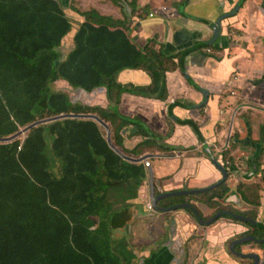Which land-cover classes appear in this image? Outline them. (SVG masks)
Instances as JSON below:
<instances>
[{"label": "trees", "instance_id": "1", "mask_svg": "<svg viewBox=\"0 0 264 264\" xmlns=\"http://www.w3.org/2000/svg\"><path fill=\"white\" fill-rule=\"evenodd\" d=\"M80 16L73 49L62 58L58 48L72 26L60 1L0 0V138L36 120L97 113L52 90L57 80L87 93L103 87L116 102L121 93L147 98L163 93L170 64L165 60L172 55L155 50L154 43L139 48L125 17L95 9ZM127 69H143L151 85L121 88L115 78ZM97 116L113 127L118 147L125 125L146 131L140 120L117 110ZM140 152L136 148L131 154ZM144 176L140 164L110 149L91 120L55 121L32 128L23 141L0 144V264H129L128 252L110 234L116 225L124 228L127 205L113 212L105 202L111 185L120 188L123 201L135 197Z\"/></svg>", "mask_w": 264, "mask_h": 264}, {"label": "crops", "instance_id": "2", "mask_svg": "<svg viewBox=\"0 0 264 264\" xmlns=\"http://www.w3.org/2000/svg\"><path fill=\"white\" fill-rule=\"evenodd\" d=\"M263 1L168 0L165 4L153 6L151 11L143 15L128 19L129 37L139 48L154 43L155 50L161 48L164 54L172 55L169 56L170 60H165L170 64L164 72V88L159 97L147 98L123 93L118 102L120 100L125 115L116 108L123 116L138 118L142 122V128H146L144 133L156 138L157 145L148 153L161 155L164 150L160 146L164 145L169 146V150H165L168 154L180 155L178 158L170 156L169 159H157L154 162L153 171L157 177L154 190L158 194L208 186L221 178V174L210 163L205 153L200 155L193 149L195 146L209 148V145L213 144L217 151L221 150L215 128L214 131H201L200 125L209 121V118L214 127L217 123L223 124L225 129L222 133L229 136L232 135L233 129H244L243 125L246 128L248 126L249 130L254 129V140L258 141L262 134L264 147V111H248L247 108L248 105H254L258 110L264 108ZM103 4L113 13L115 19H121V10L118 7L123 4L131 6L132 9L136 7L134 0H121L118 6L111 4L112 8L106 2ZM240 4L242 5L235 16L221 21L218 39L214 45L223 50L215 54L206 53V43L213 36L212 26L217 18L222 14L235 12ZM162 7L164 10H174L176 14L168 18L155 12ZM154 12L153 17H146V14ZM127 72L132 73L133 86L151 85V78L143 69H127L125 73ZM121 73L122 71L115 79L123 85L118 81L123 78ZM234 77L238 78L237 82ZM200 88L209 93L211 113L206 114L209 117L201 124L198 121L203 114L189 108L205 100ZM236 88L238 93L232 95L228 92ZM164 98L165 100L161 101ZM235 101L245 103L249 118L244 120L241 116L234 118L229 114L230 111L233 112L231 106ZM155 102L158 107L165 105L163 110L160 109L158 116L156 106L150 104ZM235 121L239 124L236 125ZM126 128H136L137 134L131 136L134 140L138 138L139 130L133 125L121 128L119 133H124ZM200 140L209 142L200 145ZM150 189L148 181L143 180L135 197L126 200L127 208L122 218L126 221L120 223L124 228L116 225L117 228L110 233L115 235L118 230H124L119 233V239L128 241L126 247L129 264L244 263L240 258L231 257L228 251V242L234 232L239 229L244 232L246 229L242 223L236 226L232 224L231 219L224 218L220 221V226L204 228L197 223L192 212L188 211L190 208L166 213L152 211L148 208ZM188 200L190 204H197L191 201V198ZM165 204L174 205L175 199L167 198ZM91 218L95 222V228L98 217ZM117 244L123 249L121 240H118Z\"/></svg>", "mask_w": 264, "mask_h": 264}, {"label": "flooded vegetation", "instance_id": "3", "mask_svg": "<svg viewBox=\"0 0 264 264\" xmlns=\"http://www.w3.org/2000/svg\"><path fill=\"white\" fill-rule=\"evenodd\" d=\"M125 24L128 29L127 23ZM214 42L210 43V41H208L206 43V53L215 54V52L217 53L223 50V48H218L216 44L214 45ZM210 48L212 50H210ZM131 86L136 87L133 85ZM129 88L130 87H128L127 89ZM121 94L119 95V99ZM203 102H200L197 105L193 104L192 106H189V108L198 111L204 110L203 115L208 114V112L205 110V105L201 108L197 107L200 104H203ZM206 104H209V101H207ZM247 108L248 111H253L257 109L254 105H248ZM87 114H96L97 116V113L95 112ZM127 118L138 119L132 117ZM129 125H125L124 127H127ZM243 127V134L248 135L246 142L240 141L239 143H236L233 138H231L230 142L224 141V143H219V145L221 146L220 151H217L213 144L209 145V148L208 146L205 148H202L201 146L200 148H198L197 146H195L193 148L194 150H197L200 155L202 153H205L210 163L221 174V178L219 180L208 186L193 187L192 189H177L168 192H160V194H158L154 190V186L156 185L155 183L157 182L156 174L153 171L154 162L157 159H169L170 156H175V158H178L180 157V155H177L176 153H173L172 155L168 154V151L165 150H169V148L164 149V153L158 156L148 153L149 151H152L153 148L156 146L157 140L155 137L148 136L144 132H139V134L137 135L138 138L133 141V147L130 150L126 147L125 136H122L120 133L119 139L121 147H118L113 144L112 133L111 143L116 149L121 152V154L125 156L126 162H129L131 164H140L145 170L144 180L146 179L148 181V184L152 187L149 192L150 202L148 204V208L150 210H155L154 208H151L153 205L151 199H157L155 202L157 212L166 213L167 211L173 212L176 209L181 210V208H190L188 209V211L192 212L191 214L197 220V223H200L201 227L204 228H211L213 226L215 227L218 225L220 226V221H222L224 218L231 219L232 224L236 226H238L239 223H242L246 228L243 234L241 236L237 235V237H232L229 239L228 251L230 253V256L242 259H251L252 264H264V260H262L260 254L258 253L260 249L264 250L263 136L261 134L260 139L256 141L254 140V129L251 128V130H249L248 126L246 128L244 125ZM258 130L259 128H257V131ZM221 135V138H224V134ZM233 136L234 135H231L229 137ZM104 138L106 141V134ZM128 138L131 139L132 136H129ZM219 142L221 141L219 140ZM206 144H208L207 141L200 142V145ZM136 148L137 151L141 152L139 154L132 155L131 152ZM133 160H139V162H135ZM150 166L152 169L150 168ZM215 185H217V187L214 188ZM180 191H187L189 192V194L180 195L178 194ZM168 193L177 194L174 196L161 198L162 195ZM167 198H174L175 204H165V199ZM189 198H191V201H195L197 204H190V201L188 200ZM160 201L161 204L159 205ZM207 211H210V213H207ZM218 214H220V217L217 220L210 222ZM196 215L197 218L195 217ZM248 245H255L257 246V248L248 249ZM251 256L254 259H252Z\"/></svg>", "mask_w": 264, "mask_h": 264}, {"label": "rangeland", "instance_id": "4", "mask_svg": "<svg viewBox=\"0 0 264 264\" xmlns=\"http://www.w3.org/2000/svg\"><path fill=\"white\" fill-rule=\"evenodd\" d=\"M58 1H60L62 6L64 7V13L68 17V19L70 20L71 26H72L70 33L67 35L66 38H64L63 42L61 43L60 47L58 48V51L60 52L62 58H65L66 55L68 54V52L73 49V41H72L73 35L76 32V30L78 29L79 25L83 22V17L80 16V13L83 12V10L95 9L102 15L114 17L113 13L106 7V5L103 4V2H106L112 8L113 7L111 5L112 3L109 2L108 0H58ZM134 2L136 3L135 4L136 7L134 9H132L131 6H126L125 4H123L122 7L121 6L118 7L121 10V12H120L121 18L125 17L126 23L129 22L128 19H131V17H138L140 15H143V14L147 13L151 8H153V6L156 7V6H159L161 4H165L168 2V0H134ZM263 5H264V3H263ZM161 9H164V8L163 7L158 8L157 10H155V12L162 14L163 11ZM147 16L148 15L146 14V17ZM164 16H166L168 18H172L169 15H164ZM128 30L130 33V29H128ZM121 74H122L121 76H123V78L122 77L119 78L118 81L123 85H120L119 83H117V81L115 79V82L121 88H128L131 85H133L132 84L133 80L131 78L132 73L127 72V74H126L125 70H123ZM51 88H52V90H54L56 92H60V93L67 95L68 99L71 101V103L74 106H80L83 110H87L89 108L96 110L95 108H97L96 112H97V115H99V116H102V112L110 113L112 111H116L117 110L116 108H118L119 112H121L125 115V113L122 110V105H120V100H119V102H116V99H114V96H113V92L110 95H108L106 93L105 88H100V89L98 88V89L94 90L93 92L87 93L86 91L81 90V89H74L71 86H69L67 83H64V82H54V83H52ZM232 90L238 93L237 88L232 89ZM100 94H102L103 96H100ZM110 97H112V98H110ZM120 98H121V96H120ZM122 98H123V96H122ZM164 100H165V98L161 101H164ZM150 104H151V106H156V108H157L156 115L157 116H158V114H160V109L163 110V108L165 106V105H159V107H158L156 102L150 103ZM231 108H233V112L230 111L229 114L232 115L234 118H236L238 116H241L244 120L247 117L249 118V112L246 110V106H245V103L243 101H241V102L235 101L233 103V105L231 106ZM205 110L208 112L209 115L211 114L209 104H205ZM212 110L213 109H211V112H212ZM256 110L257 111H264V108H261L260 110H258V108H257ZM92 111L90 110V112H92ZM166 111H168V108ZM200 112L202 114H204V110L200 111ZM208 117L209 116H207L206 114H205V116L203 115V117L200 119V121H198V123L201 124ZM45 119H48V118H45ZM211 122H212V120H211V118H209V121H205V123H203V125H200L201 131L203 129L204 130L210 129V130L214 131V128H215L216 129L215 131H217L216 136L219 135L218 139L221 141L220 143H224V141L230 142L231 138H233V140L236 143H239L240 141L246 142L248 135L243 134V132H242L243 128H241L240 130H238V129L234 130L233 129V131H232V135H234L233 137H229L226 134H224V138H221V136H222L221 134H223L222 132L225 129L223 124L219 125V123H217L216 127H214V124H211ZM105 123H107V125L109 126L111 133H112L113 127L111 129V126L108 124V122H105ZM235 123H236V125L239 124L236 121H235ZM98 127H99L102 135L105 136V134H106L105 130L99 125H98ZM135 129L126 128L124 130V133L121 132V134L123 133L125 136L126 147L129 150L132 149V147H133L134 138L132 137L130 139L128 137L131 136L132 134H137V132H135ZM26 134H24L23 136L25 137ZM23 136H21V137H23ZM21 137H20V140L23 139ZM165 141L167 142L168 140H165ZM199 142H201V140ZM207 142H209V141H207ZM48 145H50V141H48ZM150 168H151V166H150ZM52 172L53 173L55 172L57 174V172H59L58 167L55 166L53 168ZM113 183H116V182H113ZM121 195H123V193L122 194L120 193V188L111 185L110 190L107 194L108 200L105 202L107 205L106 204L105 205L108 207L112 206V208L110 207L111 211L121 209V207L126 205V203H127V201H123L124 196L121 197ZM206 198H207V196H206ZM211 228H215V227L213 226ZM121 231H124V230H118L117 233L115 235H113V237L115 238L116 242H118V240H121V246H122L124 252H127L126 246H128V241H126V239H125V241H123L122 239H119L121 237V235L119 234ZM242 234H243V231L239 229V230H236L234 232L232 237H237V235L241 236ZM249 248H257V246L248 245V249ZM258 253L260 254V257L262 258V260H264V258H263L264 250L260 249V251H258ZM240 259L244 260V263H242V264H250V263L252 264L251 259H242V258H240Z\"/></svg>", "mask_w": 264, "mask_h": 264}, {"label": "water", "instance_id": "5", "mask_svg": "<svg viewBox=\"0 0 264 264\" xmlns=\"http://www.w3.org/2000/svg\"><path fill=\"white\" fill-rule=\"evenodd\" d=\"M241 5L242 4L238 5V7L235 9V12L224 14V15H222V16L217 18L215 24H213V26H212L213 36L210 39V43L214 42V41H216L218 39V35H219V32H220L221 20L224 19V18H227V17L235 16L234 14L237 11H239ZM200 90H201V93H203V95H205V100H204L203 104H200L199 106H197L198 108H201L202 106H204L207 103V101L209 100V93L207 92V90H204V89H201V88H200ZM63 119L91 120V121L97 123V125L101 126L106 132V143H107V145L112 149L113 152H115L120 157H122V159L125 160V156L123 154H121V152L118 149H116L111 143V131H110V128L107 125V123H105L103 120H101L99 117H97L96 115H93V114H84V115H81V114H79V115L61 114V115H58V116L50 117L48 119L36 120V121L32 122L31 124L25 126L24 128L20 129L18 132L14 133L11 136L1 137L0 138V144H8V143L20 138L24 134L28 133L29 130H31L32 128H35L37 126L48 124V123H52V122L63 120ZM133 161L139 162V160H133ZM215 187H217V185H215L214 188ZM151 189H152V187H151ZM176 194L177 193L164 194V195L161 196V198L168 197V196H174ZM178 194L186 195V194H189V192L180 191ZM151 200L153 202L154 208H156L155 207V202H156L157 199H151ZM219 217H220V214L215 216V218L213 220H211L210 222H213V221L217 220ZM210 222H207V223H210ZM252 259H254V258L252 257Z\"/></svg>", "mask_w": 264, "mask_h": 264}, {"label": "built area", "instance_id": "6", "mask_svg": "<svg viewBox=\"0 0 264 264\" xmlns=\"http://www.w3.org/2000/svg\"><path fill=\"white\" fill-rule=\"evenodd\" d=\"M163 11L162 14L164 15H169L170 17H173L175 14H176V11L172 10V11H169V10H164V9H161ZM157 13V12H156ZM153 15H155V12L154 13H151L148 15V17H153ZM234 81L237 82L238 81V78L237 77H234ZM229 92L234 95L235 94V91H230Z\"/></svg>", "mask_w": 264, "mask_h": 264}, {"label": "clouds", "instance_id": "7", "mask_svg": "<svg viewBox=\"0 0 264 264\" xmlns=\"http://www.w3.org/2000/svg\"><path fill=\"white\" fill-rule=\"evenodd\" d=\"M58 81H61V82H64V81H62V80H57V81H55V82H58ZM64 83H66V82H64ZM92 92V91H91ZM88 93H90V92H88ZM61 115V114H60ZM58 116V115H57ZM22 129V128H21ZM21 138H23L24 139V136L23 137H21ZM18 139H20V138H18ZM23 139H21V141H23ZM149 202H150V200H149ZM151 208H154V206L152 205V207ZM155 210H156V208H154Z\"/></svg>", "mask_w": 264, "mask_h": 264}, {"label": "bare ground", "instance_id": "8", "mask_svg": "<svg viewBox=\"0 0 264 264\" xmlns=\"http://www.w3.org/2000/svg\"><path fill=\"white\" fill-rule=\"evenodd\" d=\"M152 203V202H151Z\"/></svg>", "mask_w": 264, "mask_h": 264}]
</instances>
